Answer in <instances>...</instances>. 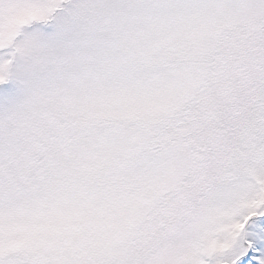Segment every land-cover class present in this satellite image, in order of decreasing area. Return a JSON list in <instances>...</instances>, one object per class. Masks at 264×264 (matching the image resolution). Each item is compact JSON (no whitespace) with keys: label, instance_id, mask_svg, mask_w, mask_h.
Segmentation results:
<instances>
[{"label":"snow or ice","instance_id":"snow-or-ice-1","mask_svg":"<svg viewBox=\"0 0 264 264\" xmlns=\"http://www.w3.org/2000/svg\"><path fill=\"white\" fill-rule=\"evenodd\" d=\"M0 264H264V0H0Z\"/></svg>","mask_w":264,"mask_h":264}]
</instances>
